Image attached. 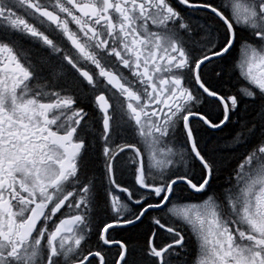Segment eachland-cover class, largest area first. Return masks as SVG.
Returning a JSON list of instances; mask_svg holds the SVG:
<instances>
[{
  "label": "snow or ice",
  "instance_id": "obj_1",
  "mask_svg": "<svg viewBox=\"0 0 264 264\" xmlns=\"http://www.w3.org/2000/svg\"><path fill=\"white\" fill-rule=\"evenodd\" d=\"M0 264H264V0H0Z\"/></svg>",
  "mask_w": 264,
  "mask_h": 264
}]
</instances>
